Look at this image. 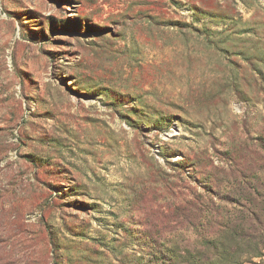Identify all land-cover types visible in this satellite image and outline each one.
<instances>
[{"label":"rangeland","instance_id":"1","mask_svg":"<svg viewBox=\"0 0 264 264\" xmlns=\"http://www.w3.org/2000/svg\"><path fill=\"white\" fill-rule=\"evenodd\" d=\"M0 264H264V0H0Z\"/></svg>","mask_w":264,"mask_h":264}]
</instances>
